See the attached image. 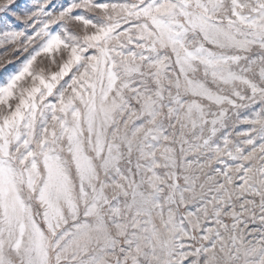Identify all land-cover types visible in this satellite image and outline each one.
<instances>
[{"label": "snow or ice", "instance_id": "6c2138e0", "mask_svg": "<svg viewBox=\"0 0 264 264\" xmlns=\"http://www.w3.org/2000/svg\"><path fill=\"white\" fill-rule=\"evenodd\" d=\"M0 264H264V0H0Z\"/></svg>", "mask_w": 264, "mask_h": 264}]
</instances>
